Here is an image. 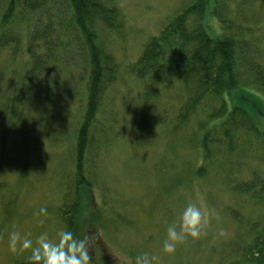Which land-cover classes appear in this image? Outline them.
Masks as SVG:
<instances>
[{
	"label": "trees",
	"instance_id": "trees-1",
	"mask_svg": "<svg viewBox=\"0 0 264 264\" xmlns=\"http://www.w3.org/2000/svg\"><path fill=\"white\" fill-rule=\"evenodd\" d=\"M263 4L264 0H188L119 74L109 50V36L119 34L125 24L117 0H0V54L14 60L25 46L29 55L22 82L10 86L2 108L14 125L23 156L34 148L32 129L37 123L32 120L38 110L53 101L77 104L75 125L65 134L69 140L64 137L62 142V149L70 148L65 150V168H73L71 181L65 182L64 210L58 211L65 229L76 234L84 194L95 185L85 178L87 152L95 144L92 163L97 164L101 137L118 134L116 120L105 123L107 118L99 116L104 111L108 115L106 94L125 75L139 92L132 105V128L138 133L155 129L156 122L164 120L159 114L167 112L165 103L174 99L178 125L188 126L198 110L203 113L196 143L202 166L196 174L211 169L229 193L222 213L243 243L230 244V264H264V100L257 95L264 96V45L260 47L254 36L258 19L249 23L234 17L237 11L258 12ZM210 13L220 34L212 35L207 26ZM113 101L114 95L108 106ZM91 201L89 194L88 205ZM90 210L88 230L98 241L101 213Z\"/></svg>",
	"mask_w": 264,
	"mask_h": 264
},
{
	"label": "rangeland",
	"instance_id": "rangeland-1",
	"mask_svg": "<svg viewBox=\"0 0 264 264\" xmlns=\"http://www.w3.org/2000/svg\"><path fill=\"white\" fill-rule=\"evenodd\" d=\"M117 2L125 13V24L119 34L109 36V50L122 74L140 55L148 39L159 33L170 14L188 0ZM231 7L235 12L236 5ZM210 10L209 7L207 13ZM252 12L237 11L234 17L239 16L249 23L258 19L254 36L263 46L264 4L260 11ZM206 22L212 34H220L219 23L211 13L207 14ZM19 52L14 60L5 53L0 54V118L1 105L10 86L22 82L29 63L25 46ZM137 90L131 78L121 75L106 94V108L110 111L108 115L104 111L99 119L107 118L105 123L116 120L118 134L107 133L101 137L97 164L92 163L95 144L86 154L85 178L92 183L95 181L96 186L89 192L94 202L89 203L92 204L89 208L86 199L81 207L75 235L90 237L92 264H115L112 254L116 252L127 254L134 261L138 253L145 251L157 257L153 264H230V244L243 243L240 234L234 232V224L222 213L229 205V193L215 180L211 169H205L202 176L196 174L202 166L201 151L196 143L201 138L203 113L198 110L188 126L178 125L174 121L178 101L174 99L173 103H165L167 112L159 114L164 120L156 122L155 129L138 133L132 128L135 121L132 105ZM113 95L115 101L108 106L109 97ZM257 95L264 100L262 94ZM76 106L74 100L53 101L38 110V116L32 120L37 123L32 129L36 139L32 138L34 148L31 147L25 157L13 129L9 127L4 133L0 127V264H17L28 255V252L10 251L7 241L10 231L19 230L35 243L39 233L48 231L56 236L65 228L58 211L64 203L65 180L73 168H65L68 160L65 150L70 148L65 145V150L62 149V142L64 137L65 141L69 140L65 134L75 125ZM3 118L5 121L6 117ZM190 198L202 202L209 211L206 234L179 245L174 254L164 253L166 224L178 217ZM41 207L47 209V215H38ZM93 208L100 210L101 219H107L104 229H97L101 237L98 243L88 231V216L92 212L89 209Z\"/></svg>",
	"mask_w": 264,
	"mask_h": 264
},
{
	"label": "clouds",
	"instance_id": "clouds-1",
	"mask_svg": "<svg viewBox=\"0 0 264 264\" xmlns=\"http://www.w3.org/2000/svg\"><path fill=\"white\" fill-rule=\"evenodd\" d=\"M38 215H47V209L41 207ZM43 223V220L40 221ZM209 211L202 202L188 199L179 211L178 217L166 224V236L162 250L174 254L179 245L189 239L197 240L206 234L209 226ZM8 247L12 253L28 252V264H92L90 237H79L68 229H60L56 236L48 231L39 233L35 243L29 235L12 230L7 236ZM115 264H153L157 257L149 252L138 253L134 261L127 254H112Z\"/></svg>",
	"mask_w": 264,
	"mask_h": 264
}]
</instances>
